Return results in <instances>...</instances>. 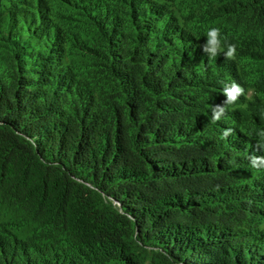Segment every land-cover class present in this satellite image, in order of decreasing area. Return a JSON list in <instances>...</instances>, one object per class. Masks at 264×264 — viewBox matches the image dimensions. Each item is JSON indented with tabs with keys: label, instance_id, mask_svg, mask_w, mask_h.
Listing matches in <instances>:
<instances>
[{
	"label": "trees",
	"instance_id": "16d2710c",
	"mask_svg": "<svg viewBox=\"0 0 264 264\" xmlns=\"http://www.w3.org/2000/svg\"><path fill=\"white\" fill-rule=\"evenodd\" d=\"M64 1L90 88L43 0L0 27V209L29 232L0 234V264H264L256 142L198 112L242 54L208 59L171 1ZM208 3L264 66V0Z\"/></svg>",
	"mask_w": 264,
	"mask_h": 264
},
{
	"label": "rangeland",
	"instance_id": "374dc122",
	"mask_svg": "<svg viewBox=\"0 0 264 264\" xmlns=\"http://www.w3.org/2000/svg\"><path fill=\"white\" fill-rule=\"evenodd\" d=\"M167 1H171L169 2V10H171V8L181 10V14L184 16L182 22L185 24L186 30H193V32L201 38L202 44H204L207 39L205 36L207 30L214 26L220 28L222 38L227 37L228 42L235 44L237 51L242 54L237 59L238 67L235 71V75H233L234 77L228 73L229 75L227 78H223L225 83H228L230 80L240 83L244 87L246 93L245 96L239 98L236 104L227 106L229 114L226 119L228 122L225 123V128H239L244 134V140L248 138L256 142L252 135V129L264 128V66L252 60L249 55L250 51L247 47L248 42L244 37L229 33L226 24L211 21L209 19L208 16L213 11L212 5L208 3L210 0ZM26 2L27 0H0V27L7 25V21L12 17V14H22L25 10L29 12L34 11L27 6ZM66 3L67 2L64 0H43V5L48 6L49 10L45 14L48 20L45 24L50 28H52L53 24L61 26L62 36L60 37V41L63 42V38L67 40L66 43L63 42L61 49L62 53L64 52L62 60L70 70L71 76L73 74L75 79H78L75 81L90 88L89 75L84 68L80 45V39H87L90 30L88 27L82 26L77 17L64 7L63 4ZM19 23L22 25L23 21L20 19ZM36 23L40 25L41 21L37 19ZM69 40L72 45L69 44L70 46L66 51ZM93 42L96 44V41ZM69 50H71V53H69ZM221 91L222 89L216 88L210 94L198 97V102H200L199 114L204 115L208 110L207 108H211V105L223 103L226 97ZM211 97L214 101L209 102ZM251 176L255 180H258V182L264 184V169H256ZM17 221L18 218H16L15 215H9V213L0 209V234L5 238H10L6 232L19 231L21 236H23V233L29 234L26 228L27 224H24L22 219H20L19 226Z\"/></svg>",
	"mask_w": 264,
	"mask_h": 264
},
{
	"label": "clouds",
	"instance_id": "9594fccd",
	"mask_svg": "<svg viewBox=\"0 0 264 264\" xmlns=\"http://www.w3.org/2000/svg\"><path fill=\"white\" fill-rule=\"evenodd\" d=\"M205 43L202 45L203 52L208 59H216L221 53L224 54L225 59L234 60L236 58V45L228 42L227 37L221 36V30L218 27H210L206 35ZM223 83V82H222ZM226 99L222 104L211 105V123L215 124L227 114L229 105H234L241 96H245L244 87L236 82L231 81L223 83L221 91ZM234 132L232 128H225L221 133V139H227ZM252 135L255 138L254 150L259 155L252 154L249 156V163L253 168L264 169V128H253Z\"/></svg>",
	"mask_w": 264,
	"mask_h": 264
}]
</instances>
